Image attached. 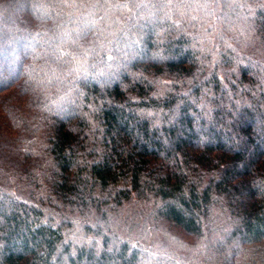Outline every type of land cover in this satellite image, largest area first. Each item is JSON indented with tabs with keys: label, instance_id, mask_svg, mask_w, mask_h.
I'll return each instance as SVG.
<instances>
[{
	"label": "trees",
	"instance_id": "16d2710c",
	"mask_svg": "<svg viewBox=\"0 0 264 264\" xmlns=\"http://www.w3.org/2000/svg\"><path fill=\"white\" fill-rule=\"evenodd\" d=\"M0 264H264V0H0Z\"/></svg>",
	"mask_w": 264,
	"mask_h": 264
}]
</instances>
